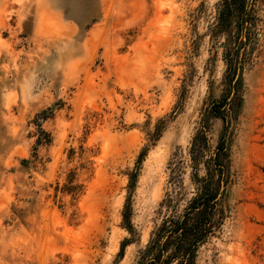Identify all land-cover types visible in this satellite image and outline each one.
Wrapping results in <instances>:
<instances>
[{"label":"rangeland","instance_id":"rangeland-1","mask_svg":"<svg viewBox=\"0 0 264 264\" xmlns=\"http://www.w3.org/2000/svg\"><path fill=\"white\" fill-rule=\"evenodd\" d=\"M218 1L0 0V264H136L163 217L169 164L188 162L222 94L208 36ZM255 6L258 47L229 127L233 214L197 264H264V0ZM209 123L215 147L224 124ZM144 148L132 237L122 215ZM71 173L76 197L63 192ZM183 180L192 192L187 165Z\"/></svg>","mask_w":264,"mask_h":264},{"label":"trees","instance_id":"trees-1","mask_svg":"<svg viewBox=\"0 0 264 264\" xmlns=\"http://www.w3.org/2000/svg\"><path fill=\"white\" fill-rule=\"evenodd\" d=\"M216 11V19L210 26L208 36L215 55L217 48L221 50L225 66L222 94L210 103L203 115L189 147L188 162L176 158L169 164V190L160 204L163 217L146 247L140 251L136 264H197L200 250L213 239L219 238L232 218L234 178L229 127L243 106L244 73L258 47L261 18L255 0H219ZM182 101L184 97H181L178 110L182 109ZM51 114L49 111L41 119L47 120ZM211 119L221 120L224 124L215 147L209 138ZM162 125L163 120H160L151 135L152 142L161 138ZM36 126L45 136L38 137V144L49 145L51 137L41 125L37 123ZM148 151L149 148L142 150L136 168L129 175L130 193L122 215V226L132 237L135 236V228L131 222V193L136 187L140 167ZM184 165L190 169L193 190L189 193L184 190ZM81 188L75 183L74 173H71L63 192L76 197L81 193ZM132 243L133 240L126 239L119 258L124 256L125 248Z\"/></svg>","mask_w":264,"mask_h":264}]
</instances>
